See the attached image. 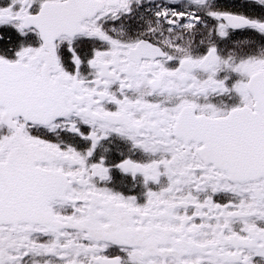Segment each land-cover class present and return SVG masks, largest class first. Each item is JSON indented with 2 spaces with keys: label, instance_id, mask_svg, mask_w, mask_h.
Listing matches in <instances>:
<instances>
[{
  "label": "snow or ice",
  "instance_id": "obj_1",
  "mask_svg": "<svg viewBox=\"0 0 264 264\" xmlns=\"http://www.w3.org/2000/svg\"><path fill=\"white\" fill-rule=\"evenodd\" d=\"M0 264H264V0H0Z\"/></svg>",
  "mask_w": 264,
  "mask_h": 264
}]
</instances>
